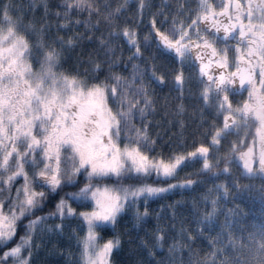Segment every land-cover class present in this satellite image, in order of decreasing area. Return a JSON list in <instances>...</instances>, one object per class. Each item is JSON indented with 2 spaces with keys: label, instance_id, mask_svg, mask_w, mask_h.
Returning a JSON list of instances; mask_svg holds the SVG:
<instances>
[{
  "label": "snow or ice",
  "instance_id": "6c2138e0",
  "mask_svg": "<svg viewBox=\"0 0 264 264\" xmlns=\"http://www.w3.org/2000/svg\"><path fill=\"white\" fill-rule=\"evenodd\" d=\"M128 9L129 0L0 4V264H32L34 249L41 246L34 236L63 233L65 221L72 219L80 221L84 233L73 230L77 264H114L122 240L118 235L104 239L102 233L129 213L134 227L140 226L149 216L150 201L198 186L204 174L229 177L231 185L214 183L206 189L199 198L204 210L196 220L202 230L181 229L184 243L174 241L157 264H264V224L250 231L238 228L239 206L226 208L222 202L231 189L244 186L232 177L228 155H210L213 148L219 152L233 128L255 127L246 151L233 142L228 152L234 158L239 153L244 177L264 180V22L258 23L264 0H195V7L191 0H160L158 5L135 0V11L128 15ZM142 27L147 28L143 36ZM64 31L72 35H60ZM121 37L129 47L126 58L116 43ZM84 41L95 46L86 59L77 55V65L88 67L74 73L62 70L65 54ZM151 47L174 64L146 57ZM121 66L127 75L117 71ZM186 66L197 70L203 85L192 114L201 119L192 135L210 138L192 151L179 150L183 103L170 110L165 96L162 120L150 119L158 103L153 85L171 84L182 99L191 82ZM245 92L246 98L233 104L230 94ZM205 109L222 116L221 123L213 121L205 129ZM167 125L180 129L165 141L175 140L176 146L157 151L162 134L170 131ZM193 161L200 162V169L181 177ZM49 204L48 212L36 214ZM53 219L59 223L49 225ZM215 227L220 231L208 237L209 250L200 256L192 243ZM237 229L247 236L235 235ZM153 239L148 255L154 258L153 249L163 247V230L156 229ZM141 244L149 247L143 240Z\"/></svg>",
  "mask_w": 264,
  "mask_h": 264
},
{
  "label": "trees",
  "instance_id": "16d2710c",
  "mask_svg": "<svg viewBox=\"0 0 264 264\" xmlns=\"http://www.w3.org/2000/svg\"><path fill=\"white\" fill-rule=\"evenodd\" d=\"M193 0H191L192 2ZM9 0H0V4L8 3ZM22 2L27 5V0H12V3ZM52 5L57 3V0H50ZM153 3L159 4L160 0H153ZM154 10V9H153ZM135 11V0H129V9L128 15ZM39 17L40 12L35 14ZM123 20V17H121ZM147 20H145V24ZM83 31V29H80ZM147 31L146 27H142L140 30V35L143 36ZM100 33L97 32L98 36ZM60 35H72L70 31L61 32ZM116 43L123 46V54L126 58L130 52L129 47L125 40L121 37L116 40ZM95 45L88 41H84L80 47H77L75 50L67 52L65 54L66 58L63 63L62 70L68 73H74L76 71H83V67H88L84 65L79 67L77 65V55H81L83 58H87V54L93 49ZM155 55L157 56V63L163 65L174 64L171 57L165 58L156 52L154 47L147 48L145 51V56ZM142 63L140 61H136ZM143 66V63H142ZM121 71L124 75L128 74V70L124 69L123 66L117 69ZM185 74L191 77V82L186 86V91L182 99H177L178 93L175 90H172V85L157 87L155 85V94L158 98L157 103V112L150 117L154 121H161L163 113L160 111L161 106L163 105V97L167 96L169 98V109L171 110L174 105L183 103L185 106V129L183 135V144L180 146V151H192L195 146H199V142L203 141L205 145L210 143V138L205 139L200 136L198 133L193 136L192 134L196 132L197 125L200 123V116L197 113L193 116V112L199 105L196 96L199 93V90L203 87L199 83V79L196 74L192 71L191 68L186 66ZM172 117H169L171 119ZM203 119L208 123H205L204 128H208L209 124L215 121L217 124H220L222 118L216 117L215 112L205 109ZM170 129L167 135L162 134L163 138L158 141L157 151L162 147L165 152H168L170 148L176 146V141L173 140L172 144H166L165 141L169 139V136L173 132H179L178 127L172 128L170 125H167ZM153 135L158 131V129L153 125L150 129ZM203 131V129H201ZM195 141V144H194ZM230 146H221L219 152L213 148L211 150V156H225L228 155L231 163L229 167L231 169L232 177L239 178V183L244 186L240 189H231L228 199L222 202V207L233 208L239 206L240 214L237 217L241 221L238 225V228H244L247 231L251 230L253 225L264 224V180L260 178H246L242 175L243 168L235 163V158L231 153L228 152ZM240 151L246 150V146H237ZM237 154V153H236ZM236 157V156H235ZM223 162L221 167H223ZM201 164L199 161H193L190 167L185 168L180 172V176L183 177L186 173H191L199 170ZM199 179L202 181L198 186H193L190 189H180L175 190L172 193L165 194L163 198H157L149 202L148 210L149 216L141 222L140 226L134 227V222L131 218V214H125L115 228L106 229L102 235L104 239H108L113 235H118L122 240V246L119 251L114 253L113 260L114 264H157V261L167 257L169 255L168 248L175 241L178 244H183L184 240L181 236V229L185 231H197L202 230L198 228L196 220L198 219L197 213H202L204 210V205L200 201V197L205 193L208 187H212L214 183L227 182L229 186L231 185V178L224 175L219 176L218 178H213L210 174H204ZM72 188H65V191H74ZM234 197V198H233ZM172 205V208H167L165 206ZM73 207H76L78 210H84L77 204H73ZM51 208V204L46 206L43 211L37 212V215H43L48 212ZM223 216H219L217 222H222ZM27 221H23L18 230V236L23 235L24 228L23 224ZM59 223L58 220L48 221L49 225H55ZM163 230L164 241L162 249H153L155 252V257H149L148 250L152 247L154 243L153 233L156 229ZM73 230H76L77 235H83V228L80 221L72 219L65 221V228L63 233H45L41 235L39 232L34 236V242L39 243L41 246L39 249H34V255L32 257V264H77L79 256V247L76 244V240L73 236ZM220 231L219 227L210 229L209 232H205L203 237L197 238L192 243L193 250L203 256L209 250V239L208 237H216L217 233ZM247 231L243 234L237 229L235 235L247 236ZM145 241L148 244V248L142 246L141 241ZM14 243V242H13ZM226 243V241H225ZM55 246L56 252L53 253L52 249ZM255 246H252L254 250ZM63 253V254H60ZM68 253H71V257L68 256ZM245 256L250 255L249 250L244 249ZM185 260L188 258V253L185 250L182 253Z\"/></svg>",
  "mask_w": 264,
  "mask_h": 264
},
{
  "label": "flooded vegetation",
  "instance_id": "af4514ba",
  "mask_svg": "<svg viewBox=\"0 0 264 264\" xmlns=\"http://www.w3.org/2000/svg\"><path fill=\"white\" fill-rule=\"evenodd\" d=\"M213 2H218V0H213ZM191 6L195 7V0H193L191 2ZM260 22H264V17H261L258 21V23ZM234 43V42H231ZM222 46V45H221ZM189 68L192 69V71L196 74L197 78L199 79L198 75H197V70L195 68H192L190 66H188ZM246 92L245 93H241V94H230V98L232 100V102H234V104L240 102L241 100L246 98ZM222 118V116L220 117ZM239 130H243V132H239ZM246 130V128H245ZM244 130V127L241 126L239 128H233L232 132L230 134L227 135V137L225 139L222 140V145L221 146H230L233 142H235L237 144V146H251L249 145V143L252 142V137L255 136V127L249 126V128L247 129L246 132ZM250 131V132H249ZM245 133H249L248 135ZM241 141H243V143H241ZM255 146H259V141L257 139V142L255 144ZM239 165L242 167V163H239Z\"/></svg>",
  "mask_w": 264,
  "mask_h": 264
},
{
  "label": "rangeland",
  "instance_id": "374dc122",
  "mask_svg": "<svg viewBox=\"0 0 264 264\" xmlns=\"http://www.w3.org/2000/svg\"><path fill=\"white\" fill-rule=\"evenodd\" d=\"M233 104H234V102H233ZM245 128H246V130H245ZM249 127H244V132H246L247 131V129H248ZM239 132H243V130H239ZM250 132V131H249ZM245 134H249V133H245ZM249 145H252V142L251 143H249ZM242 147H244V146H242ZM246 150H247V148H246ZM246 150H243V151H246ZM254 151H256L257 153H258V151H259V146H255L254 145ZM238 155H239V153L237 152V154H236V157H235V163H237V164H239V163H242L241 161H239L238 160Z\"/></svg>",
  "mask_w": 264,
  "mask_h": 264
}]
</instances>
